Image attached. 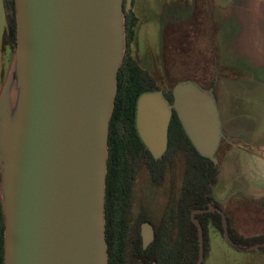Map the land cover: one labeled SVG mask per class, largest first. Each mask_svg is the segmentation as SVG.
I'll use <instances>...</instances> for the list:
<instances>
[{"label": "water", "instance_id": "95a60500", "mask_svg": "<svg viewBox=\"0 0 264 264\" xmlns=\"http://www.w3.org/2000/svg\"><path fill=\"white\" fill-rule=\"evenodd\" d=\"M125 0H15L17 48L0 90V201L3 264H109L106 189L109 131L118 74L127 52ZM216 83L183 80L172 89L142 93L136 128L153 157L169 146L176 112L196 151L219 164L225 135ZM193 210L199 258L205 256Z\"/></svg>", "mask_w": 264, "mask_h": 264}, {"label": "rangeland", "instance_id": "374dc122", "mask_svg": "<svg viewBox=\"0 0 264 264\" xmlns=\"http://www.w3.org/2000/svg\"><path fill=\"white\" fill-rule=\"evenodd\" d=\"M210 2L211 0L136 1L134 9L140 22L132 51L141 66L155 77L158 85L165 91L173 88L177 81L194 76L206 85H210L213 79L220 82L219 72L216 75L214 73L219 61L218 57L217 62L215 59L219 54V45L215 36V22L208 14ZM170 19H177L180 26L172 27ZM5 28L6 18L0 0V38ZM8 61L9 55L0 52V90ZM218 89L217 86V94ZM227 148L228 143L224 139L217 153L219 164ZM184 170L185 159L179 156L168 173L176 174L181 179ZM218 183L213 188V196L225 207V214L231 219L236 233L245 237L263 235L264 196L261 195L259 201L251 203L238 196L221 197ZM207 256L204 264H264L263 247L250 251L235 248L213 226L209 228Z\"/></svg>", "mask_w": 264, "mask_h": 264}, {"label": "trees", "instance_id": "16d2710c", "mask_svg": "<svg viewBox=\"0 0 264 264\" xmlns=\"http://www.w3.org/2000/svg\"><path fill=\"white\" fill-rule=\"evenodd\" d=\"M136 1H124L127 52L118 74V94L109 131V160L106 189V238L108 244L112 198L111 183L115 165L122 164L123 160L120 156H127L135 149L141 150V153L145 151L149 156L151 155L141 142L135 126L138 97L144 92L164 90L170 102H173L174 99L173 88L169 91L162 89L155 77L141 66L133 54L132 44L136 40L137 27L140 22V18L134 9ZM214 71L215 75L217 72L220 75V59ZM184 80L196 81L203 87H211L217 83L213 79L210 85H206L197 76L188 77ZM179 154L185 156L184 180L178 199L180 224L176 227L177 241L174 244L169 242L167 237L169 228L166 226L164 264H195L199 258V237L198 230L191 220V212L192 210L208 209L210 206L222 209V205L213 196V188L218 183L221 173V163L216 165L211 160L199 155L186 135L176 112H174L169 128V146L163 157L166 172L175 164ZM196 218L201 222L204 229L205 256H207L209 250V228L213 226L223 236L222 216L218 212H210L198 214ZM227 220L230 236L238 246L244 248L264 243V234L254 237L238 235L232 227L229 216H227ZM4 229V214L0 201V264L4 262ZM109 264H112L110 259Z\"/></svg>", "mask_w": 264, "mask_h": 264}, {"label": "crops", "instance_id": "0c3cea01", "mask_svg": "<svg viewBox=\"0 0 264 264\" xmlns=\"http://www.w3.org/2000/svg\"><path fill=\"white\" fill-rule=\"evenodd\" d=\"M210 3L221 69L218 104L228 143L217 186L221 197L257 202L264 196V0Z\"/></svg>", "mask_w": 264, "mask_h": 264}, {"label": "flooded vegetation", "instance_id": "af4514ba", "mask_svg": "<svg viewBox=\"0 0 264 264\" xmlns=\"http://www.w3.org/2000/svg\"><path fill=\"white\" fill-rule=\"evenodd\" d=\"M2 3L6 28L0 38V52L9 55V61L1 85L17 48L15 0H2ZM169 24L180 26L177 19H170ZM217 57L219 55L216 60ZM179 156L185 159L183 154L177 158ZM163 157L156 160L152 154L149 156L145 151L141 153L135 149L127 156H120L122 164L115 165L109 244L107 242L112 264H164L166 226L169 242L177 241L178 199L184 174L180 179L176 174H169V170L166 172ZM221 210L225 212L223 206ZM258 244L264 248V243Z\"/></svg>", "mask_w": 264, "mask_h": 264}]
</instances>
